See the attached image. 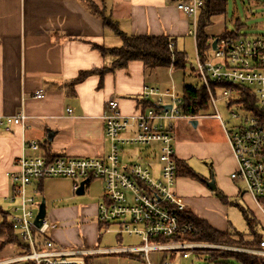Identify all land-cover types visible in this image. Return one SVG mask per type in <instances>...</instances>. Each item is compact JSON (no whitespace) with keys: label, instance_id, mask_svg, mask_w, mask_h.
<instances>
[{"label":"crops","instance_id":"obj_1","mask_svg":"<svg viewBox=\"0 0 264 264\" xmlns=\"http://www.w3.org/2000/svg\"><path fill=\"white\" fill-rule=\"evenodd\" d=\"M175 1L103 0V3L105 14L118 24L122 33L128 36H167L174 40L178 50L180 43H185V38L191 36L192 27L190 19L177 9ZM121 45L120 37L105 28L103 21L94 16L81 0H0V117L16 115L21 109L26 115V127L15 126L7 131L0 125V199H7L10 195L8 175L17 171L16 161L38 155L26 147V142H40L42 149L49 148L54 156L86 158L106 155L109 143L105 138L103 117L107 102L111 98L118 99L121 113L130 116L136 112L146 86L164 90L171 85L164 74L171 75V68L145 70L142 62L133 61L126 69L105 74L101 87L99 75L89 76L75 86L74 97H68L67 81L76 78L81 71L101 70L113 64L114 57L102 55L97 46L113 49ZM39 91L43 92L42 99L35 98ZM67 109H71L72 114H68ZM220 126L222 134L216 133L199 141L188 139L194 142L179 144V155L176 153V156L205 181L215 177L216 191L231 202H238L248 196L244 193V186L240 185L242 183L234 182L230 177L234 184L233 188L228 187L220 177V172L231 176L237 169V161L221 123ZM194 127H198V122ZM49 133H54L52 141L47 140ZM140 152L145 162L152 163L154 158L150 150L144 148ZM39 153L45 154L44 151ZM195 159L210 164L199 173L192 164ZM57 180H64L66 186L72 185L68 179H47L37 185L41 186L38 187L40 194L60 183H54ZM174 190L186 211L221 232L228 231L225 220L214 218V214L206 210L213 200L223 209L227 208L206 182L178 176ZM63 193L56 196L58 205L51 204V223L56 227L47 232L50 240L67 251L95 253L106 250L94 246L102 231L99 222L85 225L83 238L74 229L62 227L79 214L77 209L65 207L63 202L67 197ZM93 209H85L83 214L94 213L98 217V205ZM119 260L120 264H140L128 258Z\"/></svg>","mask_w":264,"mask_h":264},{"label":"built area","instance_id":"obj_2","mask_svg":"<svg viewBox=\"0 0 264 264\" xmlns=\"http://www.w3.org/2000/svg\"><path fill=\"white\" fill-rule=\"evenodd\" d=\"M175 2L177 9L190 19L191 35L195 40L203 0ZM174 48L171 42L169 49L173 51ZM196 65L215 115H186L181 109L184 99L181 91L175 87L160 90L146 86L133 115L121 113L118 99L111 98L107 102L103 117L105 138L109 143L106 155L49 159L42 154L16 161L17 171L8 175L12 192L7 198L13 205L8 213L9 224L30 252L2 264H84L83 256L94 254L58 247L47 235L56 225L46 219L42 227H36L35 218L41 203L37 185L47 179L71 180L73 196L77 195L82 182L85 181V193L87 184L101 182L103 195L97 218L103 225L102 230L115 233L120 240L127 236L140 241L139 245L95 254H129L139 257L145 264H152L148 257L153 251H177L183 259H189L196 250L205 248L204 244L184 240L197 236L199 230L181 217L186 208L174 190L178 160L173 125L181 119L220 121L237 161V169L230 177L243 184L244 193L263 211L260 200L264 199V35L248 38L237 34L218 38L216 49L210 46L205 60L197 55ZM241 90H247L254 102L242 96ZM43 97L42 91L35 95L36 99ZM220 100L226 102L232 117L238 119L231 128L221 122L217 112ZM234 107L245 114L235 113ZM67 113L72 114V110L67 109ZM25 120V112L21 109L16 115L0 117V125L10 131L15 126L26 127ZM25 145L34 153L43 151L40 142L31 140ZM130 147L148 149L153 158L157 153L159 168L154 170L142 157L123 163L121 154ZM260 246L257 250L227 249L264 257V239ZM161 264L173 263L163 259Z\"/></svg>","mask_w":264,"mask_h":264},{"label":"rangeland","instance_id":"obj_3","mask_svg":"<svg viewBox=\"0 0 264 264\" xmlns=\"http://www.w3.org/2000/svg\"><path fill=\"white\" fill-rule=\"evenodd\" d=\"M212 25L207 28V33L209 36L212 37V39H218L223 32L227 31L230 33H236L240 36H245L248 38H253L256 36L264 35V0H228L227 10L224 15L217 16L213 18ZM185 43H180L179 49L180 51H184L187 55V64L185 69H173L169 71L171 75L168 73L164 74L168 77V79L171 81V85L167 88L178 86L176 89L178 91H182V88L184 85H192V86H202L204 85L202 80L199 78L196 67H197V50L195 45V40L193 35L190 37L185 38ZM213 42V41H212ZM209 54V51L207 52V55ZM166 69V68H161ZM168 69V68H167ZM165 71V70H163ZM168 72V71H166ZM171 76V77H170ZM173 80V81H172ZM173 82V83H172ZM216 94H219V91L216 92ZM227 104L225 101H218L217 102V112L221 118V122L225 124L227 128H231L235 126L238 122V119H235L232 117L230 111L227 108ZM235 113L239 114H245L242 110H239L237 108H233ZM201 115L205 116H212L215 115V111L213 108H210L206 113H202ZM195 120V119H194ZM191 119H181L176 121V125L173 131V135L176 139V148L175 152L177 155H179V144H189L191 142H194V140H188V139H197L196 141L203 140L206 137L213 136L216 133L222 134L221 126L219 121H214L211 119H199L198 127H194L191 123ZM174 123V124H175ZM224 130V129H223ZM141 148L139 147H130L126 148L124 152L121 154V161L123 163H127L130 161L138 160L141 156L140 152ZM39 156L40 153H37ZM72 157V156H68ZM154 170H157L160 166L159 160H158V154L156 153L154 155V160L152 163H150ZM193 167L196 169L197 172H201L200 170H204L206 168V165L210 164L209 161H201L199 159H195L192 161ZM220 177L223 178V180L226 183V186L232 187V184H234L230 179V173H222L220 172ZM214 180L216 182V178L214 177ZM61 181H54L60 182L56 183L53 187H51L48 191H44L42 195L40 194V198H38L40 201L44 198L46 200V210H47V222L51 223L52 217H51V204L54 202V205L58 202L56 199L57 194L64 191V195H66L67 199L63 202L65 207H71L75 208L79 211V214H77V218L73 219L71 221H67L62 224L63 228H72L74 231L78 232L81 238H83V227L85 225H90L91 223H97L98 218L92 214H89L86 212V214H83V210H94L93 208L98 205L102 200L103 195V185L99 181H93L86 186V193L84 196H73L71 193V186H66ZM71 181V180H69ZM237 185V184H235ZM243 188V185L240 184ZM237 187L240 188L239 185ZM65 188V190H64ZM12 192V184L10 188V194ZM222 194V193H221ZM55 200V201H54ZM230 201V199H228ZM231 202V201H230ZM233 202V201H232ZM237 202V201H236ZM219 203V202H218ZM216 200H213L210 202V205L206 207V210L214 214V218H217L220 221H226L228 223L227 230L230 232H239V233H249V227L247 225V222L245 218L243 217L240 210L232 204L227 205L226 209H223L221 204H218ZM240 206L248 209L253 216L256 217V219H260L264 223V213L261 211L255 202L248 196L245 197V199H240L238 201ZM60 204V203H59ZM0 207L2 210L6 211L7 213L11 212V209L13 207L12 202L9 200V198L4 199L2 197L0 199ZM10 210V211H9ZM4 215L0 213V224L3 222ZM97 219V221H96ZM259 221V220H258ZM259 221V222H260ZM8 222L10 223V218L8 217ZM261 226L264 229V224ZM222 223V222H221ZM102 230V229H101ZM16 236V234H15ZM99 241L94 246L96 249H106V250H116L119 248H127L129 246H135L139 245L140 241L137 238H129L127 236H124L120 243L118 242V236L113 233H105L104 230L101 231L99 235ZM6 242V237L0 235V245H3V243ZM22 244H19L18 242L14 243H7L5 244L4 248L0 249V264L10 261L12 259H15L16 257L20 256L21 254L25 253V247L26 245L21 241ZM204 244V243H202ZM206 247L201 248L200 250H221V251H232L228 250L227 248L232 249H243V248H236L231 246H221V245H214V244H204ZM251 250V249H246ZM254 250V249H253ZM168 254L169 256L167 259H170V257L174 256L173 264H241L235 260H225V259H217L213 258L211 254L209 253H198L194 252L192 256L189 259H183L181 256V253L177 251H153L149 254V260L152 264H161L164 256ZM89 255H99V254H88L83 256L84 257ZM119 256H115L113 254H107V256L100 257L95 260L96 264H120L121 261L119 260ZM132 260V259H130ZM165 260V259H164ZM140 264H145L143 260L139 261ZM85 263V261H84Z\"/></svg>","mask_w":264,"mask_h":264},{"label":"trees","instance_id":"obj_4","mask_svg":"<svg viewBox=\"0 0 264 264\" xmlns=\"http://www.w3.org/2000/svg\"><path fill=\"white\" fill-rule=\"evenodd\" d=\"M83 1L88 10L96 17L103 21L105 28L111 30L115 35L119 36L122 45L119 48L107 49L103 46H97V49L102 55H112L114 57V62L111 67H105L101 70L92 69L88 71H81L79 75L65 83L66 94L68 97H74L75 86L83 82L86 78L91 75L97 74L100 76V85H103V78L105 74L113 72L116 70L126 69L129 62L140 61L144 65L145 70H153L158 68H173V69H185L187 64V55L183 51H178L174 48L173 51L169 49V44L174 43V40L167 36H128L122 33L118 27V24L114 22L110 17L105 14V5L103 0H81ZM228 0H203V7L200 12L198 27L195 37V45L197 53L201 60H205L207 52L210 49L212 39L207 33V28L212 25L213 18L217 16L224 15L227 10ZM228 36H237L236 33L223 32L219 39ZM217 39V38H216ZM215 87V86H213ZM182 93L184 99L181 105V109L184 114L190 116H198L203 112H207L210 109L209 97L207 90L204 85L200 87L192 85H184L182 88ZM240 94L246 96L250 103H253V97L249 95L247 90H241ZM47 144L49 142H46ZM45 155L49 159H55L51 154L49 148L43 147ZM177 176L191 178L202 183H205L204 178L196 173L187 163L183 161H177ZM42 182V181H41ZM40 182V183H41ZM40 185V184H39ZM41 188V186H38ZM38 188V189H39ZM216 196L225 205H235L243 217L245 218L247 225L249 227V233H239V232H221L213 228L207 221L197 218L192 215L189 211H184L181 213V217L184 221L192 224L199 230V234L195 237L184 238L188 242L194 243H204V244H214L221 246H231L236 248L257 250L261 249L260 243L264 239V229L260 222L256 219L252 213L239 205L237 202H230L221 193L216 191ZM262 209L264 211V199L260 200ZM0 213L4 215L3 222L0 224V235L6 237V242L0 245V249L4 248L7 243L18 242L21 240L15 236V233L8 222V213L4 212L0 207ZM103 225L100 224V228ZM39 238V236H37ZM25 252L29 253L30 249L26 245ZM198 253H209L213 258L235 260L241 264H264V257L250 255L246 253H239L233 251H221V250H196ZM119 256L120 258H128L132 260L140 261L139 257H135L129 254H113ZM107 256L106 255H89L84 257V264H96L95 260ZM169 255L166 254L163 259H167ZM174 256L170 257L169 260L173 262ZM222 264V263H221Z\"/></svg>","mask_w":264,"mask_h":264},{"label":"water","instance_id":"obj_5","mask_svg":"<svg viewBox=\"0 0 264 264\" xmlns=\"http://www.w3.org/2000/svg\"><path fill=\"white\" fill-rule=\"evenodd\" d=\"M217 42H218V39H215L212 42V44H211L212 49H216ZM191 123L193 124V126H195L197 121L196 120H192ZM53 137H54V133H49L47 140L48 141H52ZM205 182H206L207 187L210 190H212V191L216 190V182H215L213 177H211L210 180L205 181ZM84 186H85V181L81 183L80 189L77 192V196H84L85 195V187ZM46 218H47L46 200L42 199V201L40 203V206H39L38 213H37L36 218H35L36 227L37 228L42 227V225L44 223V220Z\"/></svg>","mask_w":264,"mask_h":264}]
</instances>
